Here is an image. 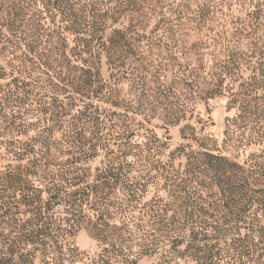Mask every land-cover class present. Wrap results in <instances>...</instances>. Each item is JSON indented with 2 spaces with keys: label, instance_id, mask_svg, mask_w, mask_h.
Here are the masks:
<instances>
[{
  "label": "rangeland",
  "instance_id": "rangeland-1",
  "mask_svg": "<svg viewBox=\"0 0 264 264\" xmlns=\"http://www.w3.org/2000/svg\"><path fill=\"white\" fill-rule=\"evenodd\" d=\"M86 1L123 33L92 68L69 34L0 50V264H264V210L233 223L264 195L263 0Z\"/></svg>",
  "mask_w": 264,
  "mask_h": 264
},
{
  "label": "trees",
  "instance_id": "trees-1",
  "mask_svg": "<svg viewBox=\"0 0 264 264\" xmlns=\"http://www.w3.org/2000/svg\"><path fill=\"white\" fill-rule=\"evenodd\" d=\"M110 11L108 8H101L99 4H89L86 0H0V50H5L6 42L11 47L16 45L17 41L26 40L25 37L30 41L26 45L29 49L39 48L43 44L46 46L48 42L52 43L51 39L55 38L57 42L52 44V48L62 51L64 55L68 47L67 38L64 35L69 34L73 37L74 44L70 49L72 57L82 61L87 68H92L96 63L97 50L103 47L109 48V51L113 52L118 38L123 36L120 29H113L112 34L105 41L106 17L109 16ZM205 11L206 8L203 6L200 13L203 14ZM116 19H113L114 23L117 22ZM51 25L53 26L51 27ZM260 26L264 29V22ZM107 42L108 46H106ZM86 72H89V69ZM222 90L221 84L210 85L206 90L207 97H214ZM221 166L224 168V165ZM231 167L234 170L228 177V183L230 182V189L239 191L240 168L236 163ZM220 171L221 167L218 168V173ZM124 182L125 180L121 179V183ZM126 185L130 190L129 197L124 204L127 208L140 199L138 193L142 190L143 184L136 182ZM36 191L38 190L33 187L31 189L24 188V197L30 201L31 206H33L34 192ZM0 192L2 191L0 190ZM258 192L256 191L254 194L248 192V201L240 207L238 205L241 204L235 202L237 204L233 219L235 225L242 220L248 224L249 228L260 224L261 219L258 213L260 210H264V195L260 198L256 197L255 194ZM33 208L37 211L40 210L38 206H33ZM262 218L264 228V213ZM32 237L30 234L27 240L33 241ZM174 242L180 243L177 238L174 239ZM64 246H67V243L65 245L62 242L58 244L61 254L64 252L62 250ZM27 254L29 253L27 252Z\"/></svg>",
  "mask_w": 264,
  "mask_h": 264
}]
</instances>
